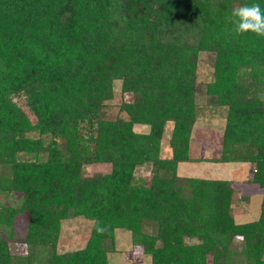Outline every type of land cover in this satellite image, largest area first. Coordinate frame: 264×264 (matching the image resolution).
I'll list each match as a JSON object with an SVG mask.
<instances>
[{"label":"trees","instance_id":"1","mask_svg":"<svg viewBox=\"0 0 264 264\" xmlns=\"http://www.w3.org/2000/svg\"><path fill=\"white\" fill-rule=\"evenodd\" d=\"M252 3L264 9V0H0V264H109L117 229L150 264H264V37L237 34L230 20ZM201 51L215 56L205 93L227 108L215 158L190 152ZM115 81L132 99L110 118ZM204 161L250 164L255 220L236 222L232 180L177 172ZM144 165L150 176L136 177ZM69 219L89 221V232L60 250Z\"/></svg>","mask_w":264,"mask_h":264},{"label":"rangeland","instance_id":"2","mask_svg":"<svg viewBox=\"0 0 264 264\" xmlns=\"http://www.w3.org/2000/svg\"><path fill=\"white\" fill-rule=\"evenodd\" d=\"M214 57L213 53L205 51H201L198 56L196 72V99L198 106L190 140V152L194 157L215 158L219 156L221 148L227 108L217 105L216 97L205 93L207 83L211 82L214 78ZM120 90V81H115L114 97L106 102L108 107L107 116L110 118L122 116L118 105L123 101L132 99L129 94H123ZM19 102L22 105V109L28 115L27 109L23 104L24 102L22 100H19ZM172 125V122L166 124L161 140L160 156L163 158H168L172 155V149L169 146ZM134 130L136 132L147 133L149 126L137 124L134 126ZM232 167H237L235 173L231 172ZM249 167V163L184 162L180 164L179 168L177 167V172L182 176L199 175L205 178L232 180L235 189L232 205L238 209L246 207L250 213L242 216V219H236V222L243 223L255 220L258 217L261 203L259 188L247 182ZM106 169L86 167L84 173L91 175L96 171H106ZM135 176L148 178L150 176V166L144 165L138 167L135 170ZM25 225L26 218L19 216L17 218V232L23 233ZM89 225L90 222L83 219L64 221L62 224L60 250H70L82 246L88 235ZM12 247L15 251H22L24 249V246L19 244ZM115 247L116 252L108 255L109 264H150V257L143 253L140 246L132 244L130 232L127 230H115Z\"/></svg>","mask_w":264,"mask_h":264},{"label":"clouds","instance_id":"3","mask_svg":"<svg viewBox=\"0 0 264 264\" xmlns=\"http://www.w3.org/2000/svg\"><path fill=\"white\" fill-rule=\"evenodd\" d=\"M230 20L237 34L251 32L258 37H264V9L258 3L235 7L231 12ZM97 231L103 233L104 228L98 227Z\"/></svg>","mask_w":264,"mask_h":264},{"label":"crops","instance_id":"4","mask_svg":"<svg viewBox=\"0 0 264 264\" xmlns=\"http://www.w3.org/2000/svg\"><path fill=\"white\" fill-rule=\"evenodd\" d=\"M220 153V152H219ZM219 155V154H218ZM180 164H183V163H180ZM180 164L178 165V168H179V166H180ZM226 164H228V163H226ZM242 164H245V163H242ZM236 168L237 167H232L231 168V172H236ZM249 169H250V167H249ZM237 171H240V170H237ZM249 171V170H248ZM249 173V172H248ZM192 176V175H191ZM197 176H199V175H197ZM200 177H203V176H200ZM233 206V205H232ZM233 211H234V217H235V220L236 219H242V216H245V215H248V214H250L249 213V211L247 210V208L246 207H244L243 209L242 208H235L234 206H233Z\"/></svg>","mask_w":264,"mask_h":264}]
</instances>
